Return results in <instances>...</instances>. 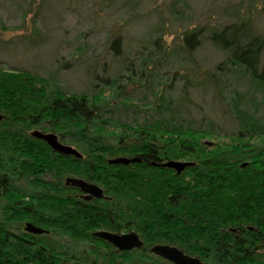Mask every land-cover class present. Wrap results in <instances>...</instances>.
Masks as SVG:
<instances>
[{"label": "trees", "instance_id": "16d2710c", "mask_svg": "<svg viewBox=\"0 0 264 264\" xmlns=\"http://www.w3.org/2000/svg\"><path fill=\"white\" fill-rule=\"evenodd\" d=\"M210 40L252 81L263 77L264 64L258 70L257 63L264 39L248 20L224 25ZM153 43L154 49L160 47L158 40ZM148 59L143 56L137 65L127 60L126 75L100 78L114 88L113 100H130L119 98L120 83L137 79L142 85ZM168 80H153L163 87L150 92L152 101L141 97L156 117L128 122L108 109L103 86L70 92L53 74L0 66V264H171L148 251L154 244L175 246L205 264H264L261 247L245 243L253 236L245 226L264 231V171L261 164L257 170L251 162L240 166L245 159L264 161L260 150L256 157H246L243 150L252 139L264 142V128L237 93L228 104L235 132L183 123L180 111L187 98L173 99L168 92L165 97ZM32 129L55 133L81 156L51 150L29 135ZM204 136L226 141L207 147L199 140ZM117 156L139 161H108ZM170 159L192 165L176 173L161 165ZM66 177L95 184L103 197L83 199L76 187L64 184ZM26 223L44 231L28 232ZM236 227L241 235L232 230ZM97 230L133 231L142 245L117 251L92 235Z\"/></svg>", "mask_w": 264, "mask_h": 264}, {"label": "rangeland", "instance_id": "374dc122", "mask_svg": "<svg viewBox=\"0 0 264 264\" xmlns=\"http://www.w3.org/2000/svg\"><path fill=\"white\" fill-rule=\"evenodd\" d=\"M241 19L264 39V0H0V66L53 74L70 92L89 90L94 83L93 90L103 86L111 101L108 109L128 122L156 117L155 109L142 102L152 101L150 92L163 87L153 80L168 78L163 95L187 98L180 111L183 123H203L220 133L236 131L228 104L237 93L264 128V75L252 81L242 67L225 61L227 52L210 40L212 32ZM191 32L196 38L184 36ZM193 43L188 51L185 46ZM145 55L150 59L143 67L146 81H122L118 95L129 103L113 100L114 88L100 78L126 75L125 62L137 65ZM263 64L264 40L257 69ZM199 140L203 145L210 141L207 147L226 141L214 136ZM262 140L250 144L264 146Z\"/></svg>", "mask_w": 264, "mask_h": 264}, {"label": "water", "instance_id": "95a60500", "mask_svg": "<svg viewBox=\"0 0 264 264\" xmlns=\"http://www.w3.org/2000/svg\"><path fill=\"white\" fill-rule=\"evenodd\" d=\"M29 135L34 138L42 140L53 151L65 155H72L76 158H79L81 156V154L73 146L59 142L57 140L56 135L53 132H41L36 129H32L29 131ZM203 143L205 145L211 144L210 141H204ZM108 161L113 163L128 164L131 162H138L139 157L117 156L112 159H109ZM161 165L168 168H172L173 170H175L176 173H179L185 167L192 165V162L170 159L162 162ZM64 184L76 187L81 192V197L85 200H89L91 197L94 198L103 197L101 189L98 186L92 183H88L80 178L66 177L64 179ZM24 229L34 234H39L44 231L43 229L36 227L31 223H26ZM92 235L94 237L107 241L117 251L139 248L142 245V242L139 240L137 234L133 231L123 232V233H113L106 230H97L94 231ZM148 251L170 262L171 264H205L197 257L189 256L183 253L177 247L168 244H154L149 247Z\"/></svg>", "mask_w": 264, "mask_h": 264}, {"label": "flooded vegetation", "instance_id": "af4514ba", "mask_svg": "<svg viewBox=\"0 0 264 264\" xmlns=\"http://www.w3.org/2000/svg\"><path fill=\"white\" fill-rule=\"evenodd\" d=\"M56 137H57V140L59 142H61L59 140L58 135H56ZM243 150L246 153V155H245L246 157H256L257 156V154H256L257 151L259 152V150H260V152H263L264 153V146L263 145H260L259 146L257 144H253V145L250 144L247 148H244ZM262 155H264V154H262ZM257 161H258L257 158H254V159H251V160L250 159L249 160L245 159V160L242 161V163L240 164V166H242V167L243 166H246L247 163L251 162L252 163V169L253 170H255V169L257 170L258 164H261L262 165L261 166V171H264V161H260V162H257ZM80 194H81V192H80ZM245 228H246L247 231H253L252 240H249V241L246 240L245 243H255L256 245L260 246L261 248H259V252L263 255V258H264V254H263V251H264V231H260L259 229H257L256 226H245ZM232 230L235 231V232H237L238 235H241L242 234L241 231H240L241 230V227L232 228ZM240 242L241 243H244V242H242V240H240ZM256 245H254V248H256Z\"/></svg>", "mask_w": 264, "mask_h": 264}]
</instances>
